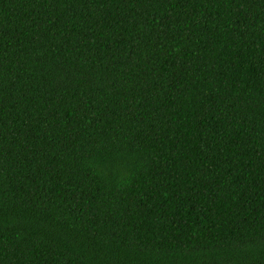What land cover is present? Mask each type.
Here are the masks:
<instances>
[{
    "label": "trees",
    "instance_id": "trees-1",
    "mask_svg": "<svg viewBox=\"0 0 264 264\" xmlns=\"http://www.w3.org/2000/svg\"><path fill=\"white\" fill-rule=\"evenodd\" d=\"M0 264H264V0H0Z\"/></svg>",
    "mask_w": 264,
    "mask_h": 264
}]
</instances>
